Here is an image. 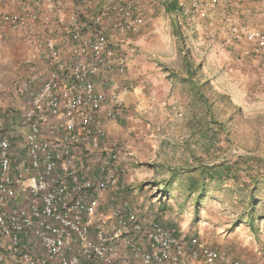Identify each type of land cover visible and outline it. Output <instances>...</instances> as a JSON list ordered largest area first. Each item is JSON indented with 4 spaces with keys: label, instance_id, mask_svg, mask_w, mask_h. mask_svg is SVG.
Instances as JSON below:
<instances>
[{
    "label": "built area",
    "instance_id": "obj_1",
    "mask_svg": "<svg viewBox=\"0 0 264 264\" xmlns=\"http://www.w3.org/2000/svg\"><path fill=\"white\" fill-rule=\"evenodd\" d=\"M45 1L52 11V0ZM215 1L192 0L191 5L205 17L208 11L212 15ZM116 11V31L140 28L136 0H118ZM36 15L32 9L31 17ZM101 19L92 18L86 43L79 41L76 17L67 23L75 41L72 52L78 57L70 64L62 60L52 38L47 39L56 70L37 87L30 86L36 75L23 82L29 106L19 120L21 141L12 142L4 134L0 115V264H10L9 257L16 264H130L119 255L115 241L141 232L148 249L135 238L125 237L124 242L143 264H246L195 235L188 242L178 239L157 222L143 229L128 200L111 202L106 213L99 210L106 193L117 189L120 174L118 150L101 143L105 130L99 112L115 120L123 101L116 94L105 97L93 78L100 71L125 69L100 27ZM221 21L228 36L249 42L255 53L264 52V32L251 27L246 17L226 11ZM3 22L18 24L16 17L0 13Z\"/></svg>",
    "mask_w": 264,
    "mask_h": 264
},
{
    "label": "rangeland",
    "instance_id": "obj_2",
    "mask_svg": "<svg viewBox=\"0 0 264 264\" xmlns=\"http://www.w3.org/2000/svg\"><path fill=\"white\" fill-rule=\"evenodd\" d=\"M244 2L247 6L237 14L246 17L251 27L264 31V0ZM254 7L262 14L257 15ZM215 9L214 19L208 22L211 26L207 25L213 35L204 21H197L194 43L182 32L172 38L176 52L170 60L155 55L140 59L143 68L165 71L171 80L166 82L168 79L165 81L159 73L151 76L150 85L141 84L139 79L141 95L129 110L134 121L144 124L146 132L138 124L121 125L124 140L114 145L122 162L119 184L109 191L99 210L106 213L111 202L125 199L145 218L169 230L194 234L243 263L264 264V171L252 194L240 181L233 180L208 181L194 193L186 187L189 178L198 177L196 170L189 172L186 166L193 168L197 162L219 164L246 154L264 158V52L245 49L244 54L257 68L246 67L240 60L246 56H240V51L245 45L249 47L243 43L247 41L228 36ZM211 43H215L214 53L209 49L205 52ZM137 46L142 49L146 44ZM188 68L193 74L187 81L184 77ZM198 88L207 97L204 104L210 103L207 110L200 103ZM169 169H179L180 175L171 179ZM164 181L170 183L168 192L157 191ZM250 217L253 226L246 224ZM8 261L16 264L13 259Z\"/></svg>",
    "mask_w": 264,
    "mask_h": 264
},
{
    "label": "crops",
    "instance_id": "obj_3",
    "mask_svg": "<svg viewBox=\"0 0 264 264\" xmlns=\"http://www.w3.org/2000/svg\"><path fill=\"white\" fill-rule=\"evenodd\" d=\"M37 1L39 2L38 4L36 3ZM169 1L172 0H136L139 6V15L142 19L141 26L135 32L120 33L113 26L118 19L116 11L118 0H52L55 6L52 11L47 9L45 0H0V13L14 16L18 20V24L15 27L6 22L0 23V115L4 134L12 142L22 140L23 130L20 129L19 120L29 106V95L27 88L23 86V82L28 81L31 75H36L37 80L32 81L30 86L37 87L42 80L56 70L48 56L47 39L52 38L62 60L70 64L78 57L72 52V44L75 41L71 39L72 35L69 32L67 23L73 17H76L78 20L76 32L80 36L79 41L86 43L88 41L90 23L92 18L96 16L102 17L100 27L110 37L113 46L116 48V54L125 63L123 73L100 71L93 78L97 90L104 94L105 97L116 94L123 101V107L119 110L115 120L108 119L102 111L99 112V120L105 130V138L101 143L107 146H114L117 140H124L121 125L128 127V123L132 127L134 124L141 125L142 132H146L144 124L134 121L129 110L130 107L136 105L135 102L141 95L137 86L139 79L142 80L141 84L150 85V82H152L151 76L155 77L158 73L163 76L165 81L168 79L166 82H170L171 78H167L168 75L165 71L143 68V62L140 59L145 57L152 58L154 55L164 60L172 58V52H176L175 43L172 41L175 36L173 29H177V26H175L176 22L179 25V32H182V35L187 37L191 43L197 40L195 30H198V27L194 22L204 21L206 23L204 27L209 29L207 31L210 35H213L211 25L208 22L214 17L209 14V11L205 17H199L191 5L192 0H176L177 5L181 7V11L177 14L176 12L167 11L166 7ZM231 1L217 0V2H214L215 5L212 9L214 10L216 7L215 10L219 12V21L224 12L231 11L236 14L242 10V7L247 6L244 2L245 0ZM228 3H231V5ZM230 6L233 8L230 9ZM32 9H36L37 12L34 19L31 17ZM252 10L257 15L259 13L262 14L256 7ZM174 16L177 21H174ZM141 43L146 44V47L141 49L137 46ZM243 43L249 47L247 48L245 45L244 48L242 46L244 49L242 48L240 51V56H246V58L241 57L240 60L249 69L252 66L253 69H256L254 60H248L249 58L247 57L249 56L244 54L245 49L249 52L251 51V44L244 41ZM214 47L215 43H211V48L206 46L204 51L207 52V49H209V51L214 53ZM179 54L181 53L179 52ZM251 62L253 65L250 64ZM139 76L141 78H138ZM165 81L163 82L165 83ZM50 126L51 121L43 125V129L48 130ZM150 136V134L147 135V137ZM125 140H127L126 137ZM118 154L121 173L120 152ZM107 194L109 192L106 193V196ZM139 211L141 210L139 209ZM138 216L143 222V229L148 227L149 222L154 221L153 219L145 218L144 215H141V212L138 213ZM170 232L176 238L186 242L189 241L190 237L194 236V234L185 233L174 228L170 229ZM125 237L135 238L134 241L138 245L142 246L143 249H148L146 237L142 235V232L141 234L130 233L125 235L124 238L115 241L117 251L121 257L130 264H143L140 259L134 258L131 254L124 242ZM212 242L216 241L212 240ZM188 262L190 264H199L192 260Z\"/></svg>",
    "mask_w": 264,
    "mask_h": 264
},
{
    "label": "trees",
    "instance_id": "obj_4",
    "mask_svg": "<svg viewBox=\"0 0 264 264\" xmlns=\"http://www.w3.org/2000/svg\"><path fill=\"white\" fill-rule=\"evenodd\" d=\"M167 11L169 12H176L177 14L181 11V7L177 5L176 0L169 1L167 4ZM174 21H177L176 17L174 18ZM175 26H177V29L174 28L173 33L175 36L179 35V25L178 22L175 23ZM184 58L186 63L191 66L190 60L188 59V56H186L185 52H183ZM187 68V67H186ZM197 70L200 69L199 65H196L195 67ZM186 74L188 76L184 77V80H190L191 76L193 74V71L190 70V68L186 69ZM212 92H214L213 89H211ZM198 97L202 99L200 101L201 104H203V108L207 110L210 106V103L207 102V97H204L198 88ZM262 165H264V158L259 157L258 155H244V156H238L234 161H228L223 162L219 164H203L202 162H197V165L195 167L190 168L188 166L184 167L187 171L196 170L198 172V177H191L187 181V188L189 193L197 192L200 188L204 186V184L208 181H223V180H233V181H240L243 185V187H246L250 190V194H252V189L254 188L256 182L258 181V178H260L261 172L264 171ZM171 170V179L177 178L179 174V169L176 171ZM170 179V180H171ZM171 182V181H170ZM169 181H164L162 185L156 184V186H159L157 191H160L162 193L168 192L169 188ZM256 205H253L252 208H255ZM253 218L250 217L249 221L246 222L249 226L252 225ZM245 224V223H243ZM168 229V228H167Z\"/></svg>",
    "mask_w": 264,
    "mask_h": 264
}]
</instances>
